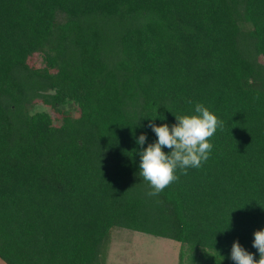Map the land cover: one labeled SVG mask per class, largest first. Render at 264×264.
<instances>
[{"label": "trees", "instance_id": "trees-1", "mask_svg": "<svg viewBox=\"0 0 264 264\" xmlns=\"http://www.w3.org/2000/svg\"><path fill=\"white\" fill-rule=\"evenodd\" d=\"M197 103L223 122L208 159L147 195L149 120ZM262 227L264 0H0L4 264H108L115 229L234 264Z\"/></svg>", "mask_w": 264, "mask_h": 264}, {"label": "clouds", "instance_id": "clouds-1", "mask_svg": "<svg viewBox=\"0 0 264 264\" xmlns=\"http://www.w3.org/2000/svg\"><path fill=\"white\" fill-rule=\"evenodd\" d=\"M175 120L171 127L166 123L158 126L149 120L148 127L155 133L156 140L138 153L139 174L148 182L149 196L158 195L175 182L178 169L186 175L188 168L201 167L213 147L210 138L218 127L223 128V122L201 103L195 105L194 114L177 115ZM146 139V134L141 133L136 143L143 146ZM164 148L169 151H163ZM252 247L257 250L258 259L234 240L230 259L234 264H264V227L253 232Z\"/></svg>", "mask_w": 264, "mask_h": 264}, {"label": "rangeland", "instance_id": "rangeland-1", "mask_svg": "<svg viewBox=\"0 0 264 264\" xmlns=\"http://www.w3.org/2000/svg\"><path fill=\"white\" fill-rule=\"evenodd\" d=\"M179 246V243L172 240L115 229L112 232L106 262L108 264H177Z\"/></svg>", "mask_w": 264, "mask_h": 264}, {"label": "crops", "instance_id": "crops-1", "mask_svg": "<svg viewBox=\"0 0 264 264\" xmlns=\"http://www.w3.org/2000/svg\"><path fill=\"white\" fill-rule=\"evenodd\" d=\"M0 264H4V263L0 260Z\"/></svg>", "mask_w": 264, "mask_h": 264}]
</instances>
